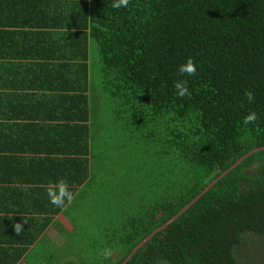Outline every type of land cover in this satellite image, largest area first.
Here are the masks:
<instances>
[{"label":"trees","instance_id":"16d2710c","mask_svg":"<svg viewBox=\"0 0 264 264\" xmlns=\"http://www.w3.org/2000/svg\"><path fill=\"white\" fill-rule=\"evenodd\" d=\"M112 2L0 0V115L24 145L6 157L17 178L0 184V264H55L44 229L59 215L73 232V208L93 218L99 238L94 258L62 264H119L264 147V0ZM188 57L197 72L184 77L191 95L181 99L173 86ZM253 111L258 120L244 125ZM126 145L132 162L111 184ZM60 178L78 193L64 208L46 193ZM91 181L106 182L119 203L91 197ZM245 232L264 236V149L124 264H236Z\"/></svg>","mask_w":264,"mask_h":264},{"label":"rangeland","instance_id":"374dc122","mask_svg":"<svg viewBox=\"0 0 264 264\" xmlns=\"http://www.w3.org/2000/svg\"><path fill=\"white\" fill-rule=\"evenodd\" d=\"M130 154L131 151L127 145L120 151V158L123 160V164L120 163L111 167L110 171L113 172L111 173V184L116 183L115 181L119 179L121 174H126L125 168L130 167L132 162ZM96 182L97 181H95V183L94 181L90 182L88 192L91 197L92 194L94 197L96 194H100L101 200L108 199L110 203L112 198L114 202H118L116 200L115 194H113L111 191V188L105 184L106 182L99 183V186H96ZM131 187H134V184L131 185ZM121 198L124 199V196H120V199ZM87 208L92 210V205L88 204ZM94 208L100 209L98 204H95ZM68 214L74 218L73 222L75 229L73 232H71L70 229V225L72 223L70 222V224L67 219L62 217H60V221L57 220L54 222V227L48 228L50 248L51 246L54 248L52 261L55 262V264H62L63 260L66 261L68 259L77 260V254L81 255L80 258L87 259L95 257V250H92L93 248L91 247V241H95V238H99V231L98 226H94L93 218L88 216V218L85 219L84 213L81 215L79 212H77L76 208L70 210ZM80 216H83V221ZM60 230H62L63 235L60 233ZM31 247L32 256L30 257L37 259L38 254L36 251L38 247L36 248V245ZM45 248L46 247H44V249ZM73 248L76 249L75 253H73ZM233 252L236 259V264H264V236H257L248 232L243 233L240 237L238 245L234 248ZM43 256L44 255L42 253L39 254V258H43Z\"/></svg>","mask_w":264,"mask_h":264},{"label":"clouds","instance_id":"9594fccd","mask_svg":"<svg viewBox=\"0 0 264 264\" xmlns=\"http://www.w3.org/2000/svg\"><path fill=\"white\" fill-rule=\"evenodd\" d=\"M130 3V0H113L112 7L115 9H120L122 7L126 8ZM178 76L180 77L174 83V90L178 98L190 97L191 92L189 90L188 80L184 77L194 76L197 72V66L192 57H188L186 62L179 65ZM248 102H252L255 99V94L251 90H245L244 93ZM258 114L256 112H250L243 117V124L249 125L254 124L258 120ZM46 193L49 201L52 205L58 208H64L72 204L78 193L74 192L68 181L64 178H60L56 181H49L46 187ZM28 221L23 219V222H18L14 224V231L19 235L24 230V223ZM101 255L108 258L112 255V251L109 248L102 250ZM161 264H169L167 260H162Z\"/></svg>","mask_w":264,"mask_h":264},{"label":"crops","instance_id":"0c3cea01","mask_svg":"<svg viewBox=\"0 0 264 264\" xmlns=\"http://www.w3.org/2000/svg\"><path fill=\"white\" fill-rule=\"evenodd\" d=\"M11 120H2L0 115V184H9L8 179H16L17 177H11L12 173L14 172V167L10 164L9 160L6 159L8 156V150L11 152L10 154H16L12 150H14V147H21L24 148V145L21 144L18 136L19 131L16 130V127L11 124ZM32 136V133L30 134ZM32 138V137H31ZM30 138V139H31ZM7 148V149H6ZM6 149V150H5ZM18 154H23V152H19ZM30 155V154H28ZM24 158H26V155H22ZM14 161V160H13ZM1 186V185H0ZM17 186V184H16ZM26 186V185H23ZM61 217V216H60ZM59 215L56 217L58 221H60ZM59 224V223H58ZM54 227V226H47L44 229V237L45 239H48V228ZM24 264V263H22Z\"/></svg>","mask_w":264,"mask_h":264},{"label":"water","instance_id":"95a60500","mask_svg":"<svg viewBox=\"0 0 264 264\" xmlns=\"http://www.w3.org/2000/svg\"><path fill=\"white\" fill-rule=\"evenodd\" d=\"M256 149H264V147H258L255 149H252L248 152H246L245 154H243L240 158H238L237 160H235L227 169L223 170L220 174H218L212 181H210L203 189H201V191L194 197L192 198L187 204H185V206H183L175 215H173L170 219H168L166 222H164L163 224H161L160 226H158L157 228L153 229L150 233H148L144 238H142L129 252L128 254L124 257V259L119 263V264H124L127 259L134 253V251L141 246L146 240H148L150 238V236L152 234H154L157 230H159L160 228L166 226L169 222H171L176 216H178L180 213H182L191 203H193V201L195 199H197L200 195H202L213 183H215L219 178H221L222 176H224L228 171H230L231 169H233L237 163L242 160L244 157H246L249 153H251L252 151H255Z\"/></svg>","mask_w":264,"mask_h":264}]
</instances>
